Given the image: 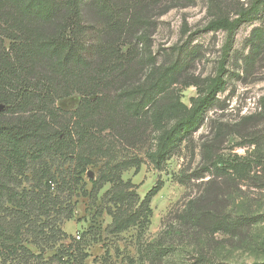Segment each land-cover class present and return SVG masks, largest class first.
I'll return each mask as SVG.
<instances>
[{"label": "trees", "instance_id": "1", "mask_svg": "<svg viewBox=\"0 0 264 264\" xmlns=\"http://www.w3.org/2000/svg\"><path fill=\"white\" fill-rule=\"evenodd\" d=\"M15 1L26 17L38 22L41 35L34 40L33 47L40 54L38 69L34 72L24 66L22 71L24 74L32 71L33 78L42 86H35L31 94L20 100L23 104L37 96L40 104L33 113L19 108L16 98L10 95L0 97V103L18 109L12 119L0 113V264H90L91 248L101 241L105 253L95 257L94 264H129L124 257L118 259L117 243L120 235L132 228L140 231L136 242L139 255L155 259V243L149 241L145 246L142 239L153 213L152 200L162 184L153 186L142 198L138 185L122 178L123 171L139 167L141 160L134 156L116 162L108 160L99 177H91L93 188L89 191L83 173L94 163L93 155L106 157L109 150L105 147L93 150L88 144L114 125L98 118L105 107L107 92L98 87L101 84L71 90L61 87L70 83L68 76L75 71L109 73L110 82L104 86L118 91L120 107L130 114L129 118L151 117L157 136L147 156L161 170L182 139L199 129L218 93L225 90L226 67L235 33L251 20L257 6L242 10L236 17H221L207 24L208 31L227 33L216 75L192 98L191 105L177 100L162 106L154 87L119 80L120 73L114 70V64L123 55L121 46H128L130 54L136 43L148 41L145 29L149 30L152 22L147 18V5L153 6L156 0ZM11 50L18 55L16 45ZM10 51L4 52L3 60L11 56ZM176 68L174 65V71ZM2 72L0 69V84L4 82ZM75 92L83 95L77 109L66 111L54 104L55 100ZM125 130L122 126L118 133L124 135ZM60 160L63 161L58 164ZM253 161L248 156L215 154L210 177L204 180L201 191L184 204L178 213L179 221L197 231L212 228L213 233L246 227L245 219L250 218L239 216L232 222L234 219L224 210L241 196L246 183L256 180L251 173L237 176L231 166L259 163L264 174V156L260 155L257 163ZM66 162L71 163L68 168ZM31 171L32 178L28 175ZM31 180L36 184L29 188L25 182ZM260 181L264 184L263 177ZM105 184L111 187L103 195L107 206L102 211L112 221L106 226L92 224L81 235L65 230L64 223L76 216L77 198L81 194L97 197ZM254 222L252 218L250 223ZM112 249L118 251L117 256L111 253Z\"/></svg>", "mask_w": 264, "mask_h": 264}, {"label": "rangeland", "instance_id": "2", "mask_svg": "<svg viewBox=\"0 0 264 264\" xmlns=\"http://www.w3.org/2000/svg\"><path fill=\"white\" fill-rule=\"evenodd\" d=\"M252 6H257V11L235 33L226 67L225 90L218 93L199 129L182 139L161 170L156 169L147 156L157 136L151 117L129 118L130 114L120 107L118 91L104 86L110 82L109 73L75 71L68 76L70 83L61 87L71 90L72 87L101 84L98 87L107 92L105 107L98 118L114 125L97 134L88 144L93 150L98 147L109 150L106 157L93 155L94 163L88 166V171L94 172V179L99 177L108 160L116 162L138 156L139 167L123 171L122 178L137 184L142 198L153 186L162 184L152 200L153 213L142 239L145 246L149 241L155 243L156 258L139 255L136 242L140 231L132 228L120 235L119 260L124 257L129 264H264V184L260 181L264 174L263 165L257 163L260 155L264 156V0H156L153 6L147 5V18L152 22L151 28L145 29L148 41L136 43L130 54L128 46H121L123 55L114 64V70L120 73L119 80L154 87L162 106L177 100L191 105L192 98L197 97L216 75L227 38L224 30H206L207 24L221 17H236ZM19 7L15 0H0V69L4 77L0 97L10 95L16 98L19 108L33 113L40 104L38 97L32 96L30 101H25L27 105L20 100L42 83L33 78L32 71L24 74L22 70L24 66L34 72L38 69L40 54L33 47L34 40L41 34L38 22L26 17ZM12 45L19 49L17 56L10 51ZM8 51L11 56L3 60L4 52ZM174 65L177 66L175 71ZM82 98L81 93L75 92L55 100L54 104L73 111ZM17 110L16 106L0 103L4 118H15ZM122 126L127 131L124 135L118 133ZM215 154L248 156L259 164L231 166L237 176L249 173L256 176V180L245 184L244 192L232 206H225L224 211L234 219L232 222L239 216L250 218L245 219L248 225L239 231L213 233L212 228L197 231L178 219L184 204L201 191L204 180L210 177ZM70 165L65 163L66 168ZM88 171L83 173V178L91 191L93 184ZM28 175L32 178V171ZM33 184L35 180L25 182L29 188ZM110 187L105 184L97 197L81 194L77 198L76 216L64 223V229L71 233L76 228L73 234L81 235L92 224H109L112 218L102 209L107 206L103 195ZM101 211V215H96ZM252 218L255 222L251 224ZM104 253L103 242L95 243L88 262L94 264V258ZM111 253L118 255L116 249Z\"/></svg>", "mask_w": 264, "mask_h": 264}, {"label": "water", "instance_id": "3", "mask_svg": "<svg viewBox=\"0 0 264 264\" xmlns=\"http://www.w3.org/2000/svg\"><path fill=\"white\" fill-rule=\"evenodd\" d=\"M88 174H89L91 177H94V172H93V171H89Z\"/></svg>", "mask_w": 264, "mask_h": 264}, {"label": "crops", "instance_id": "4", "mask_svg": "<svg viewBox=\"0 0 264 264\" xmlns=\"http://www.w3.org/2000/svg\"><path fill=\"white\" fill-rule=\"evenodd\" d=\"M75 230H77V229L75 228ZM75 230H71L72 231L71 233H73Z\"/></svg>", "mask_w": 264, "mask_h": 264}, {"label": "built area", "instance_id": "5", "mask_svg": "<svg viewBox=\"0 0 264 264\" xmlns=\"http://www.w3.org/2000/svg\"><path fill=\"white\" fill-rule=\"evenodd\" d=\"M79 238V236H77Z\"/></svg>", "mask_w": 264, "mask_h": 264}]
</instances>
